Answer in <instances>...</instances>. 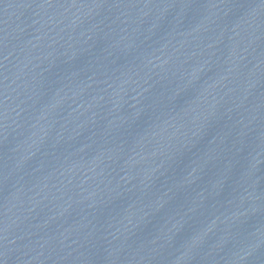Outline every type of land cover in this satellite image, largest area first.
Returning <instances> with one entry per match:
<instances>
[{
    "label": "water",
    "instance_id": "1",
    "mask_svg": "<svg viewBox=\"0 0 264 264\" xmlns=\"http://www.w3.org/2000/svg\"><path fill=\"white\" fill-rule=\"evenodd\" d=\"M141 264H264V114Z\"/></svg>",
    "mask_w": 264,
    "mask_h": 264
}]
</instances>
